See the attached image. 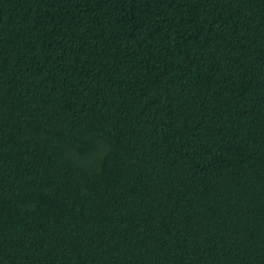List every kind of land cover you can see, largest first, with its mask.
I'll list each match as a JSON object with an SVG mask.
<instances>
[{"label": "trees", "instance_id": "trees-1", "mask_svg": "<svg viewBox=\"0 0 264 264\" xmlns=\"http://www.w3.org/2000/svg\"><path fill=\"white\" fill-rule=\"evenodd\" d=\"M0 264H264V0H0Z\"/></svg>", "mask_w": 264, "mask_h": 264}]
</instances>
